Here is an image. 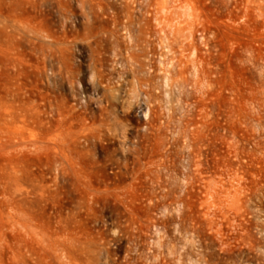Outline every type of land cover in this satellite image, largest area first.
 Masks as SVG:
<instances>
[{
	"label": "rangeland",
	"instance_id": "obj_1",
	"mask_svg": "<svg viewBox=\"0 0 264 264\" xmlns=\"http://www.w3.org/2000/svg\"><path fill=\"white\" fill-rule=\"evenodd\" d=\"M0 264H264V0H0Z\"/></svg>",
	"mask_w": 264,
	"mask_h": 264
},
{
	"label": "built area",
	"instance_id": "obj_2",
	"mask_svg": "<svg viewBox=\"0 0 264 264\" xmlns=\"http://www.w3.org/2000/svg\"><path fill=\"white\" fill-rule=\"evenodd\" d=\"M99 88V89H98ZM86 90V89H85ZM85 90H80L79 93L76 96V100L79 102H84L85 101V97H86V93ZM102 91L105 92V84H97V86L93 87L92 85H90V97L92 99H98L100 96L98 95V91Z\"/></svg>",
	"mask_w": 264,
	"mask_h": 264
}]
</instances>
